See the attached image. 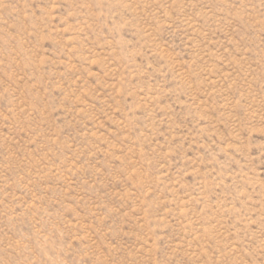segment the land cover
Segmentation results:
<instances>
[{
    "label": "rangeland",
    "instance_id": "obj_1",
    "mask_svg": "<svg viewBox=\"0 0 264 264\" xmlns=\"http://www.w3.org/2000/svg\"><path fill=\"white\" fill-rule=\"evenodd\" d=\"M0 264H264V0H0Z\"/></svg>",
    "mask_w": 264,
    "mask_h": 264
}]
</instances>
